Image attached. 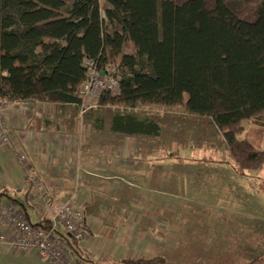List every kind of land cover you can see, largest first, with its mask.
Returning <instances> with one entry per match:
<instances>
[{"label": "trees", "instance_id": "obj_1", "mask_svg": "<svg viewBox=\"0 0 264 264\" xmlns=\"http://www.w3.org/2000/svg\"><path fill=\"white\" fill-rule=\"evenodd\" d=\"M98 1L0 0V106L82 107L91 59L120 75V93L103 94L98 104H184L187 114L211 119L240 170H262L264 0H105L104 13ZM111 130L157 137L161 126L117 110ZM60 238L78 264H169L164 255L95 262L74 235ZM245 264H264V250Z\"/></svg>", "mask_w": 264, "mask_h": 264}, {"label": "crops", "instance_id": "obj_2", "mask_svg": "<svg viewBox=\"0 0 264 264\" xmlns=\"http://www.w3.org/2000/svg\"><path fill=\"white\" fill-rule=\"evenodd\" d=\"M0 107L11 136L0 144V202H14L33 224L42 226L49 220V209L34 197L40 189L37 177L55 204L82 205L89 226L79 245L92 261L158 255L168 260L188 235L182 234L189 229L190 202L202 197L193 192L197 178L231 174L236 182L226 183L235 188V205L253 203L244 199L246 191L255 192L242 177L248 171L238 168L221 131L208 117L188 114L177 119L168 140L160 122L157 137L122 135L111 130L112 116L106 118L102 110L83 112L73 104L5 101ZM185 123L195 126L189 130ZM183 133L189 140L193 133L201 146L183 145ZM213 136L223 143L217 148L223 153L212 152L214 163L191 156V150L211 151ZM219 192L208 190L207 200L218 198ZM205 204L212 207L211 202ZM0 264L45 263L33 252L0 244Z\"/></svg>", "mask_w": 264, "mask_h": 264}, {"label": "rangeland", "instance_id": "obj_3", "mask_svg": "<svg viewBox=\"0 0 264 264\" xmlns=\"http://www.w3.org/2000/svg\"><path fill=\"white\" fill-rule=\"evenodd\" d=\"M98 2L101 11L104 13L108 6L107 2L105 0H99ZM123 51L128 53L132 52V42L128 41ZM86 103L85 106L82 105L81 109L102 110L106 118H110L118 110L133 113L142 119H154L163 125L165 132L164 138L168 140L170 139L168 131L172 132L175 121L180 118L184 120L183 118L188 117L184 104L175 106L141 104L135 109H128L122 108L119 104H106L99 107V101L92 99L86 100ZM243 125L246 130H250L254 126L253 118L243 120ZM194 126L193 123L183 124V127L189 130ZM251 130L253 131L254 128ZM262 133L263 139L261 145L264 148V131ZM183 134V145L192 144L190 146L192 147L191 149L201 146L199 145V140L193 133L190 134V140L187 139V133ZM212 142L215 145L211 151L207 149L191 150V156H195L197 161H200L202 158V163L204 161H212L214 163L216 156L212 152H216V154L220 152L217 148L223 143L220 137L216 136L212 137ZM170 147L166 146V150L170 151ZM228 160L234 163V160H230V157ZM242 177L248 189L252 187L255 192L248 194L247 189L244 188L246 191L244 193L246 198L244 199L252 200L253 203L245 200L247 203L242 201L238 206H236L237 199L233 193L235 188L232 186L229 188L226 183L227 181L230 184L232 179V183H235V176L230 174L226 178L224 176L222 178L219 176H209L196 179L197 186L193 189V192L194 190L199 191L202 197L194 198L190 202L193 206L191 209L189 208L190 212H188L190 220H187L186 216L181 215V217L186 219L187 224H189V229L186 228L185 230L183 228L185 232L182 235H187L188 232L190 236L187 235V237H184V240L180 242L179 248H177L173 256H167L170 264H245L253 255L259 254L264 250V167L259 171H248ZM215 186L218 188H214ZM208 190L213 192H219L220 190L219 197L207 200V196L209 195ZM249 191L251 190L249 189ZM218 199L220 200L218 201ZM205 202H211L212 207L206 205ZM218 212L219 217L217 216ZM179 228L181 229L182 227L179 226ZM189 230L192 233L194 232V234H191Z\"/></svg>", "mask_w": 264, "mask_h": 264}, {"label": "built area", "instance_id": "obj_4", "mask_svg": "<svg viewBox=\"0 0 264 264\" xmlns=\"http://www.w3.org/2000/svg\"><path fill=\"white\" fill-rule=\"evenodd\" d=\"M84 64L88 79L81 91L83 106L88 99L99 101L103 94L115 96L120 93V75L116 66L101 70L91 59H85ZM86 109L83 108V112ZM10 140L0 109V144ZM25 157L22 156L23 159ZM23 169L28 170L27 166ZM35 182L40 189L34 197L49 209L50 225H35L14 202H0V244L17 248L23 253L33 252L45 264H78L68 244L60 236L62 232L72 234L79 240L86 238L89 223L83 206L73 201L55 204L40 184V179L36 177Z\"/></svg>", "mask_w": 264, "mask_h": 264}]
</instances>
